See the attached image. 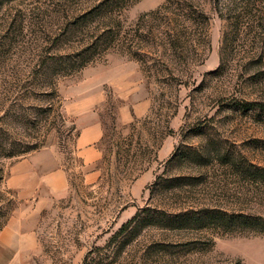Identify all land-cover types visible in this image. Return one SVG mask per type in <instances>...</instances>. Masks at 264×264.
Returning a JSON list of instances; mask_svg holds the SVG:
<instances>
[{"label": "rangeland", "instance_id": "rangeland-1", "mask_svg": "<svg viewBox=\"0 0 264 264\" xmlns=\"http://www.w3.org/2000/svg\"><path fill=\"white\" fill-rule=\"evenodd\" d=\"M96 1L0 0V147L55 143L71 165L65 106L94 92L104 95L105 130L97 185L74 174L35 220L36 248L27 259L7 253V264H82L89 253L93 264H264V231L251 226L264 222V0H174L196 25L182 47L144 49L146 65L110 51L59 74L53 57L96 30L90 20L75 26ZM164 1L132 3L125 29ZM168 18L164 32L175 37ZM121 107L131 112L124 127ZM27 154L0 157V226L19 204L10 166Z\"/></svg>", "mask_w": 264, "mask_h": 264}, {"label": "crops", "instance_id": "crops-1", "mask_svg": "<svg viewBox=\"0 0 264 264\" xmlns=\"http://www.w3.org/2000/svg\"><path fill=\"white\" fill-rule=\"evenodd\" d=\"M103 92H94L80 101H70L65 112L73 118L75 135L70 142L72 164L69 165L57 144L33 151L10 166L8 188L19 203L0 230V264H7V253L13 259H27L36 248L35 220L67 194L71 177L80 175L81 183L94 187L100 178V144L105 130L99 114ZM131 121L129 107H121L117 122Z\"/></svg>", "mask_w": 264, "mask_h": 264}, {"label": "trees", "instance_id": "trees-1", "mask_svg": "<svg viewBox=\"0 0 264 264\" xmlns=\"http://www.w3.org/2000/svg\"><path fill=\"white\" fill-rule=\"evenodd\" d=\"M135 1L137 0H97L96 4L80 16L75 23L77 29L80 30V23L90 20L92 23L98 25L96 30L95 28L92 29L89 33L90 37L83 41L80 50H77L78 52L75 51L76 53L53 57V62L56 64V68H58V73L68 74L73 73L75 70L83 69L90 64L103 60L104 55L110 51L121 53L131 60L146 65L147 62L145 63L144 60L146 55L141 53L144 49L160 46L164 51L167 49L175 51L185 44L183 40L188 41L195 35V31L193 30L196 29V25H194L195 20L190 19L191 9L188 10V5H179L174 0H165L156 10L141 15L134 27H128L126 30L121 16L123 11ZM193 12L197 13L195 9H193ZM197 14V18H200V22L203 23L206 20V15L202 11ZM168 15L172 17V25L170 27L175 30V37L164 32V23L162 21L170 19ZM135 36L137 37L136 41L133 39ZM204 38L203 51L205 52L208 45L205 36ZM48 95L56 97L55 90L52 89V92ZM51 108L52 106L49 105L48 109ZM129 139L128 137L125 141H122L127 146V149L131 147ZM120 144L117 143V146ZM15 146H22V149H17ZM15 146L12 147L8 154L7 148L0 147V157L1 155L6 158L7 156L17 157L34 150H39L38 142L31 145L28 144L27 146L20 144ZM126 157L127 159H133L134 154L129 156L128 152ZM2 179V169L0 168V182ZM158 179H160V176L157 177ZM139 215L140 213L137 212L131 220L124 223L113 236L112 241L116 240L120 234L126 232L135 221L139 220ZM3 225L4 223L1 224L0 230L3 228ZM251 226L261 227L264 231V222L259 225L257 222L251 221ZM89 255L90 253L85 257L82 264L94 263L93 260L88 262Z\"/></svg>", "mask_w": 264, "mask_h": 264}]
</instances>
